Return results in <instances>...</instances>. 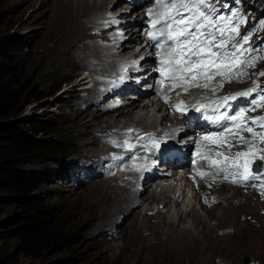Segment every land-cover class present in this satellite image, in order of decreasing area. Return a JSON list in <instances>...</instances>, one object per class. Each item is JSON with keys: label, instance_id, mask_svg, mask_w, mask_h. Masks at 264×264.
<instances>
[{"label": "rangeland", "instance_id": "obj_1", "mask_svg": "<svg viewBox=\"0 0 264 264\" xmlns=\"http://www.w3.org/2000/svg\"><path fill=\"white\" fill-rule=\"evenodd\" d=\"M43 1L44 0H0V66H6L8 69L13 71V77L11 81L14 82V87L17 88L21 84L23 90V94L16 105V109L10 115V117L0 119V126L4 128L11 127L26 133L27 136H31L29 130H27L29 129V121L40 120L45 122L46 120H51L55 125L54 130L49 131L44 135L40 134L36 136V140L52 138L58 141L64 140L68 142L69 149L64 155H62V157H60L61 163L59 165L61 166L64 164L65 169L59 167L60 173L57 175V177L52 178L51 184H42L39 190L44 193V196H47V199L50 203L59 202L61 205V216L58 218L57 222L58 229L63 231L83 229L85 231L82 234V242L78 246L71 248L68 251H64L55 255L52 254L51 256L49 255L47 261L53 259L72 258L75 259L76 264H188L190 260L189 257H187V253L184 251H180L178 254L176 252V254L174 253L171 256L156 252L158 253V256L149 255L141 261H136L133 257L127 258L125 256H117L119 249L123 245V241L120 240L117 232H119L121 228L122 230L127 229L123 228V225L113 224L109 226L110 223L112 224V222L97 228V224L100 223V220H98L100 213L97 210L99 199V194L97 193L98 190L97 192L91 193L89 195L91 196L88 199L89 201L85 199L87 194H89V192L94 190V187L97 186L94 184L99 183V181L90 180L76 188L71 182H68L70 178V172H72V165L85 162L83 155H81V152L83 151L82 144H87V149L94 153V155L90 153L92 156L87 157L89 160H94L100 156V154L95 153L97 147L100 145V142H93L92 138L88 135V131L93 130L96 137H98L100 129L104 128L105 123L100 124V126L103 125L100 128L95 126V128L93 127L92 129V127L87 126L89 125L88 120L90 118V114L96 113L98 108L101 107V104L98 102L90 103V100H83L82 98L87 95L88 90L80 87L81 85H75V83L76 78H78L80 75L82 76V72L88 67L87 65L97 64V68H100L101 66L99 64L100 62L93 58H88L81 63L74 56V53H78L82 50L83 45L93 44L92 41H90V38H87L86 36L75 38L72 42L68 41L67 45L64 46L67 49L68 55L62 54L58 60L54 59L56 55H51L48 53L46 47L53 46L54 44V41L51 38L52 35H50V33H53L51 30L54 28L55 18L50 16V0V3ZM87 1L94 3V5L99 7L94 8L93 10L92 8L79 9L80 4L75 3L73 5V9L71 10L72 13L84 14L87 12V10L92 12L99 9L101 6L102 8L106 7L101 3V0ZM115 1L116 0H110L105 10L117 14L116 12L121 10L124 7V4L122 0H119L114 4ZM95 14H91L85 19H81L85 26H90L91 22H98V20L92 18L95 16ZM99 14H102V11H100ZM99 14H97V16ZM124 18H127V16H124ZM65 19L69 20L70 18ZM125 29L123 28L124 31ZM91 31H89L88 34L91 35ZM59 40L60 43L64 42L63 37L61 39L59 38ZM55 43H57V41H55ZM58 47L59 43L56 45V48ZM127 50L128 49H125L124 51ZM99 51L102 52L100 49ZM101 54L102 53H99V56H102ZM129 54L130 52L126 55ZM81 89L84 91L82 92ZM75 93L79 94V99H74ZM92 100H94V97ZM143 102L145 103L147 101L143 100ZM82 106H84V109L81 108ZM120 110H123V108ZM86 112H88V114H86ZM108 114L110 115L111 119L112 116L118 118L120 117V115L117 116V114L114 113H106V115ZM126 121H128V118H120L117 120V123H112L111 126L116 127L117 125H123V123H129ZM153 121L157 120L155 119ZM153 121L152 125H155L156 122L154 123ZM164 124L168 125L169 122H165ZM33 140H35V138H33ZM87 154L89 153L87 152ZM46 165H48L50 168H57V166L51 162L47 163ZM46 165L41 166L36 163H28L25 165V168L35 170ZM74 176L80 181L83 178L81 174L78 175L77 173H75ZM59 178H63L64 180L59 181ZM116 183L118 184V182ZM123 186L124 185H120V188H123ZM144 189L145 188L143 187V191L140 193H143ZM180 189L183 192L184 202H189L190 204L191 201H193V203L190 204L191 207L194 206L198 213H202L200 212V207L196 203L197 201H195L193 198L194 191L192 190V193L190 191L187 192L188 188L185 187L183 183L180 185ZM47 190L50 192L46 193ZM144 194H141L140 197L144 196ZM213 195L218 196L219 192H217L216 195L212 194V196ZM241 195L245 196L243 193H241ZM177 196L178 194L175 195V197ZM181 198L182 196L180 195L179 200H181ZM218 199L216 200L221 204L222 198H220V200ZM249 199L252 203H254L252 198ZM92 202H95L96 205L94 206V209L91 208ZM137 202H140L139 198L136 200V203ZM163 202L162 204L158 205L154 204L153 207L155 209L158 207V209H160L159 211H161L163 215L165 214L164 216H161L165 217V220L163 221L166 223V220L168 219L167 216L170 214H175L177 212V208H169V206L168 208H160L163 207ZM233 202L236 203L237 201L234 200ZM230 203L231 202L229 201V207L233 208V204ZM252 203H250L251 206H249V208L252 209L246 213L248 214L246 219L245 217L241 216L240 213H238L235 220L233 221L229 218H224L223 221L217 220L218 216H220L222 213L224 206H219V209L212 210L211 212L213 213V217L211 218L210 223L213 227V230H216L211 233V236H213L215 239L220 235L222 236L224 234H232L234 231V226L231 224L246 221L252 225L263 226L262 228L257 227V229L263 231L264 237V208L258 204L253 208ZM137 208L138 210L140 209V211H145L146 209L142 207ZM244 209L246 208L244 207ZM149 213H151V211L146 212V216L148 215L147 217L151 216ZM124 215L125 214L119 215L120 217L118 215L115 216L113 221H115L117 218L119 222ZM129 216L123 220V223H128L130 218ZM256 216L261 220L260 222H258ZM149 219V224H157L160 222V220L152 217H149ZM186 224L189 225V223ZM115 229H118L117 232ZM138 231H141L143 234H148L147 230H142L141 228H138ZM157 234L159 237H161V230L159 234L158 229ZM237 240L244 242V235H233L229 243L223 242L224 244L220 245L218 248L214 240H212L209 244L210 250H212L207 264H219L220 262H222L220 264H264V249H260L258 242L254 241L242 245V243H237ZM107 245H111L113 252L107 253L108 258L103 255L104 253L102 251V249ZM115 256L118 257L117 263L114 262ZM20 261H22V263L27 262V260H25L23 257H21ZM41 262L37 261L34 262V264H41Z\"/></svg>", "mask_w": 264, "mask_h": 264}, {"label": "bare ground", "instance_id": "obj_2", "mask_svg": "<svg viewBox=\"0 0 264 264\" xmlns=\"http://www.w3.org/2000/svg\"><path fill=\"white\" fill-rule=\"evenodd\" d=\"M46 1L49 2V0H44L43 2H46ZM109 1L110 0H101V3L107 7V5L109 4ZM118 1L119 0H116L114 4L117 3ZM50 2H51L50 16L55 18L54 28L51 30V32L53 31V33H50V35H52L51 38L54 41V44L53 46L46 47V50L51 55L52 54L56 55L54 57L55 60H58L62 56V54L68 55L67 49L64 47L67 45L68 41L72 42L75 38H78L81 36H86L87 38H90V39L94 38L92 35L88 34V32L93 30L94 28H97L98 26L97 22H91L90 26H85L81 19H85L86 17H89V15L91 14L93 15L95 13H99L100 11H103L104 17H102L101 19L119 20V19L124 18V13H126V8H127V5L124 3V7H123L124 9L116 12L119 15L106 11L105 10L106 7L102 8V6L99 9L94 10L92 12H89V10H87V12L84 14H78V13L74 14L72 13L71 10L73 9V5L75 3L80 4L79 9L92 8L93 10L94 8H97L99 6L94 5V3L88 2L87 0H50ZM106 14H108V16H106ZM65 18H70V19L66 20ZM92 18L93 19L95 18V20H97V16H94ZM129 19L131 20V18H124L123 20L124 22H129L130 21ZM138 20L139 18L137 17L133 19V22H132L133 27L137 26L136 23L138 22ZM124 35L128 36V38L127 40H125L118 46V50L120 49V55L125 56L128 59H130V64L132 66L133 65L132 61L134 60L136 61L138 58H140L144 51L143 50L135 51L136 46L139 44V40H140V36L137 33V30L135 28L125 29ZM62 37H63L64 42L60 43L59 38L61 39ZM55 41H57V43H55ZM58 43H59V47L56 48V45ZM125 49H128V50L124 51ZM129 52L130 54L126 55ZM99 53H102V52L99 51L97 45L95 44L83 45L82 50L79 51L78 53H74V56L81 63L90 57L95 60H98L99 62L107 60V59H112V55L110 53L108 54L104 53L103 55L101 54L102 56H99ZM90 65H87V66H90ZM85 72L86 71L84 70L82 72V76L80 75L78 78H76L75 85H81L80 87L88 90L87 95H85L84 98H82L83 100H90L91 101L90 103H95L98 97L92 100L93 95H95V92L92 86L90 85L87 86L89 84V81L86 80ZM139 75L140 74H136L134 77H138ZM83 91L84 90H82V92ZM74 99H79V94L75 93ZM125 106L126 107L123 110H119L114 113V114H117V116L120 115V117L118 118V117L112 116V119L109 114L108 115L104 114V113H108L105 109L101 111V109L98 108L96 113L90 114V118L88 120L89 125L87 127L90 126L93 129V127L95 128L96 126L97 128H100L103 126V125L100 126V124L105 123L104 127L108 128L110 127L112 123H115V122L117 123V120L120 118H129L128 122L130 124L123 123V127L134 126L139 129H150V128L152 129V128H155V127H152L154 126L152 125V121L155 120V116L166 112V110L164 111L162 110V107L160 105L149 103L148 101L145 103H143V101H139V102L138 101L137 102L128 101ZM194 113H196V111ZM201 113L203 114L205 112L204 111H201L199 113L197 112L196 115H200ZM86 114H88V112H86ZM153 122L155 123L156 121H153ZM165 122L171 123L170 120H166ZM164 125L167 126V124H164ZM88 133L87 134L92 138L93 142H99L100 138L96 137L93 130L88 131ZM82 147H83L82 149L83 151L81 152V155H83L84 158L91 157L92 154L94 155L92 151H89L87 149V144H82ZM86 151L89 154H87ZM102 151H103L102 147H97L95 153L98 154ZM118 180H120V178H115V179L108 180V181H99V183L94 184L97 186H95L94 190H91L85 198L86 200H88L91 197L89 195L91 193L97 192L98 190L97 193L99 194V199L97 198L98 199L97 210L100 213V217L98 216L99 217L98 220H100V223L97 224V228H100L101 226H104L105 224L112 222V224L110 223L109 226L113 224L123 225L122 227L127 229V230H122L121 228L119 232H117L118 229L117 230L115 229V231L119 235L120 240L123 241V245L119 249L117 256H121V257L125 256L127 258L133 257L134 260L141 261L142 259H145L149 255L158 256V253L156 252L171 256L174 253L176 254V252L178 254V252L184 251L187 253V257H189V260H190L188 264H207L208 258L211 255V250H212V249L210 250L209 244L212 240H214L218 248L220 245L226 242L229 243L233 235L239 236L240 234L244 235L245 241L241 242L240 240H237V243H242V245H245L249 242L256 241L260 245V249H264L263 231L257 229V227L262 228L263 226L252 225V224L247 223L246 221L239 222L236 224L234 223L235 221L233 222L234 224L229 223L234 226V231L232 234H224L222 236L220 235V236H217L215 239L213 238V236H211V233H213V231L216 230V229L213 230V227L210 223V220L213 217V213L211 212L212 210L219 209L220 208L219 206H224V208L222 207L223 211L220 214V216H218L217 220L223 221L224 218H229L230 220L233 221L235 220L236 215L238 213H240V215L245 217L246 219L248 215L246 213L250 209H252V208H249V206H251L250 203H252L249 199L251 196L241 195L240 191L236 188L223 187V188H219L218 190L216 189L215 190L216 192H211L210 193L211 197L214 199H217V198L215 196L213 197L212 194L216 195L217 192H219L218 196L219 198H222V203L220 204V202H218L217 204L209 206V207L204 204H201L200 202L201 195H198L197 192H193V197L197 199L196 200L197 205L200 207V210H201L200 212H202V213H198L196 209L194 208V206L191 207L190 205L191 203H193V201H191V203L189 204V202H184L183 198H181L182 200L179 201V195L178 197L175 198V195L179 193L180 191V188L178 186H180L182 182L184 181L182 178L167 179L170 186H163L160 188L159 191L152 190L151 186L147 184V182H144L142 183V185L145 184L143 186L145 188L144 192L139 193V194L136 193L135 188H134V186L137 184H135L132 181H127L128 178L123 179V180L121 179V182H124V186L123 188H120V185L116 183ZM141 194H144V196L140 197ZM137 198H139L140 200L139 203H136ZM234 200H236L237 202L234 203L233 202ZM229 201L231 202L230 204H233V208L229 207L230 206L228 205ZM162 202L164 203L163 208H166V207L168 208V206L169 208L170 207L177 208L176 210L177 212L175 214H170L167 216L168 219L166 218L167 219L166 223H164L163 221L165 220V217H162L165 214L163 215L162 212L159 211L160 209L158 210V208L155 209L153 207L154 204L158 205V204H162ZM252 204L254 208L256 206V203L254 202ZM94 206H96L95 202H92L91 208L94 209ZM137 207H142L146 209L145 211H140V209L138 210ZM244 207L246 209H244ZM147 211H151V214L149 213L151 216L149 217L158 219L160 220V222L157 224L151 223L152 225L149 224L150 219L149 217H147L148 215L146 216ZM122 214H125V215L122 217V219H120L119 222L117 218L115 221H113L115 216L117 215L119 216ZM127 216H129L130 218L128 220V223L125 224L123 223V220ZM256 219L258 220V222L261 221L257 216H256ZM186 223H189V225H187ZM138 228H141L142 230L143 229L147 230L148 234H143L141 233V231L139 232ZM158 229H159V234L161 230V237H159L157 234ZM111 245H107L106 247H104L103 248L104 250L102 249L104 256L107 257V253L112 252ZM117 256H115L114 258L115 263L118 262Z\"/></svg>", "mask_w": 264, "mask_h": 264}, {"label": "snow or ice", "instance_id": "obj_3", "mask_svg": "<svg viewBox=\"0 0 264 264\" xmlns=\"http://www.w3.org/2000/svg\"><path fill=\"white\" fill-rule=\"evenodd\" d=\"M158 10L149 8L146 15L149 17V31L145 33L146 39L151 42L150 46L156 49H162L156 53L158 59L157 71L161 77L172 82H192V86L200 87L197 82L200 79L211 80L214 76L227 74L229 79L233 77L243 78L245 76L255 75L264 77V71L249 74L245 71L247 67H255L258 60H264V49L259 46L253 47L252 31L241 33L240 26L246 23V14L241 13L240 8H231L227 3L221 7L228 9L227 14L218 7L219 0H154ZM239 4L240 0H235ZM118 23V21H112ZM260 27L264 28V21L260 22ZM141 60L144 57L140 58ZM133 64L137 61H132ZM126 77L121 75L119 80L122 82ZM253 87L241 92L231 93L229 95L217 98L214 103L213 113L219 112L220 108L225 111L219 112V115L204 117L208 122L216 126H222L221 132L201 133L203 138L215 136H224L222 142L212 141L213 143H227L229 140H239L248 145V152H236L235 154L217 152V157H223L224 160H231L221 166L220 161H212L211 166L218 172L230 169V175L233 184H241L247 187H258L256 181L264 177V155L256 156L251 152L253 144L245 136L237 135L239 132H246L254 138L259 137V151L264 153V131L257 132L251 123L260 129H264V115L246 118L244 114L249 111H255L257 108H264V88L260 87L257 80L252 81ZM115 86V85H114ZM223 87V83L219 85ZM207 87V84L203 85ZM187 91V89H185ZM213 91H215L213 89ZM249 99L248 107H241L230 114L228 109L231 107L230 101L238 98ZM168 101L165 100V103ZM176 110L181 111L180 106H175ZM201 112L202 108L194 109ZM183 114V113H181ZM239 118V119H238ZM235 129V131H233ZM126 132H133V129H127ZM179 131V130H177ZM149 137L153 134L147 133ZM137 139L142 137L137 136ZM159 138L151 141L153 149H160L162 145L158 143ZM116 143V141H112ZM120 147H126L131 152L136 145H130L128 140L121 139ZM143 147V145H141ZM229 148L231 144L227 145ZM195 155V153H193ZM206 155H212L208 153ZM251 155L254 158L251 161L245 160L243 164L239 158ZM205 157H202L204 159ZM113 159H123V157H113ZM132 159H135L133 156ZM196 161H193L195 164ZM241 168L244 170L241 171ZM139 170V169H138ZM203 178L204 173H198ZM239 176L240 179H236ZM228 180V176L224 177Z\"/></svg>", "mask_w": 264, "mask_h": 264}, {"label": "trees", "instance_id": "obj_4", "mask_svg": "<svg viewBox=\"0 0 264 264\" xmlns=\"http://www.w3.org/2000/svg\"><path fill=\"white\" fill-rule=\"evenodd\" d=\"M12 77L11 69L0 66V119L10 117L23 94L22 85L15 88ZM28 125L31 136L0 126V264H76L72 258L47 261L49 255L78 246L85 230L58 229L61 205L50 203L39 190L65 168L59 165L69 149L68 142L36 140V136L54 130L51 120H33ZM49 162L57 168L46 165ZM28 163L46 166L33 170L25 168ZM21 257L27 262L22 263Z\"/></svg>", "mask_w": 264, "mask_h": 264}]
</instances>
